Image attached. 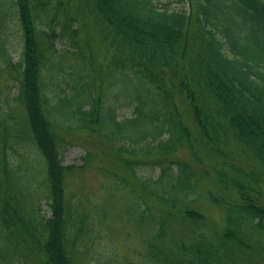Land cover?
<instances>
[{
  "label": "trees",
  "instance_id": "16d2710c",
  "mask_svg": "<svg viewBox=\"0 0 264 264\" xmlns=\"http://www.w3.org/2000/svg\"><path fill=\"white\" fill-rule=\"evenodd\" d=\"M78 1L108 31L104 68L77 39L75 0H0V248L97 264L89 251L110 228L149 224L150 264H264V0ZM76 134L111 153L65 165ZM185 148L234 199L204 187ZM95 158L109 185L94 201L72 180ZM205 204L221 209L219 223Z\"/></svg>",
  "mask_w": 264,
  "mask_h": 264
},
{
  "label": "rangeland",
  "instance_id": "374dc122",
  "mask_svg": "<svg viewBox=\"0 0 264 264\" xmlns=\"http://www.w3.org/2000/svg\"><path fill=\"white\" fill-rule=\"evenodd\" d=\"M172 6H176V4H173ZM72 13L73 15H77L79 17L77 24L79 27V34L77 39L83 45L84 43H87L84 50H86L88 57L91 58L93 65H95V67L97 66V68H104L109 62V58H111L114 54V48L109 43L108 31L104 25L96 19L94 12L90 10L88 5H80L78 0H75V4L72 6ZM232 13L233 11L230 14ZM66 42L67 43H65V41L57 42L56 45L58 50L70 47L69 40ZM9 53L10 58L14 62L19 61V50L13 49L10 50ZM68 62L69 59L65 61V63ZM91 76L95 80H100V71H93ZM1 81L2 80H0V87L2 86ZM17 90L18 86H14L13 92H16ZM131 113V107H119L117 110L119 118L130 116ZM75 136L71 137V144L63 151L62 156L65 165H75L80 167L83 164V156L89 150L93 151L96 155H98L99 152L104 155H108L109 152L111 153L110 150L99 145L96 137H90L87 134H76ZM195 150L200 157L204 154L203 148L199 143L195 144ZM190 154L191 152L187 148H185V150L181 153L185 159H188L190 162L192 161L191 163L195 165L197 170H202L200 173L203 176L205 175V171L207 172L206 176H204V187L207 190H212L215 194L220 195L223 198L226 197V199H234V191L220 189L215 187L213 184L212 177H214V174L211 170L210 162L202 161V163H197L196 158ZM91 162L92 163L85 169L78 170L75 173L72 180V189L75 192L77 191V194L81 192L88 194L93 197L92 200H94V198L101 199V197H104L106 192L105 186L109 185V183H107V178H105L101 173H98L97 169H94L92 166H106L107 164L105 161L103 162V160H96V158ZM117 169H119V167ZM142 173L145 176L154 175V177H157L159 171L145 169ZM40 181L41 177L37 179L38 184ZM38 193L40 196L39 201L41 204L42 215H51L49 203L45 196L46 186L41 184L38 188ZM204 206L208 216L210 217V222L213 224L219 223L221 209L207 207L206 204ZM150 229L149 224H146L141 229L136 228L133 224H116L113 228H110V232L105 234L103 237L101 236L100 239L96 241L95 244L97 246L94 245L92 250L89 251L90 255L87 257V260H91L92 258V262H96L97 264H150L145 258V242H142L144 239L149 237ZM95 235L97 236V234ZM93 259H97L98 262ZM82 263L84 262L82 261ZM0 264H41V262L36 252H30L27 248L22 247L21 244H9L8 246L3 247V249L0 248Z\"/></svg>",
  "mask_w": 264,
  "mask_h": 264
}]
</instances>
